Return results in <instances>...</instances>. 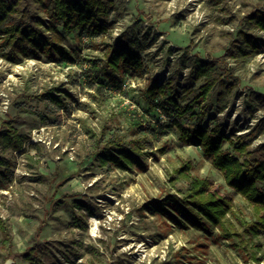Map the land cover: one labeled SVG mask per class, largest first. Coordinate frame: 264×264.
<instances>
[{
    "label": "rangeland",
    "instance_id": "obj_1",
    "mask_svg": "<svg viewBox=\"0 0 264 264\" xmlns=\"http://www.w3.org/2000/svg\"><path fill=\"white\" fill-rule=\"evenodd\" d=\"M113 1L104 34L75 33L62 43L73 52V63L42 58L12 64L0 57V119H13V127L27 137L19 152L0 146V156L14 164L11 184L0 191V217L12 233L14 253L35 248L44 264H264V230L250 239L256 258L251 259L218 229H195L183 216L179 226L175 217L144 210L147 202L181 197L197 178L207 179L211 191L231 202L233 215L227 218L236 227L255 220L251 204L225 183L198 141L182 142L173 114L148 105L142 94L148 81L174 79L168 97L184 105L202 84L191 75L195 58L217 60L239 84L223 110L217 92L209 97L210 119L203 125H221L232 139L247 134L264 116L247 103L253 91L264 95V33L243 19L264 11V0ZM239 31L255 38L257 51L226 57ZM121 36L137 43L147 74L126 75L112 87L101 74L95 78L92 63L100 65L105 44ZM47 92L62 103L35 97ZM133 121L140 126L131 130ZM180 124L192 130L195 122ZM115 135L126 144L138 138L150 145L139 156L141 167L122 171L100 165L96 152ZM261 143L264 135L250 150ZM223 148L229 149L226 141ZM185 164L191 166L187 175L176 174ZM58 199L62 203L52 206ZM92 218L98 224L94 234Z\"/></svg>",
    "mask_w": 264,
    "mask_h": 264
},
{
    "label": "trees",
    "instance_id": "obj_2",
    "mask_svg": "<svg viewBox=\"0 0 264 264\" xmlns=\"http://www.w3.org/2000/svg\"><path fill=\"white\" fill-rule=\"evenodd\" d=\"M114 10L113 0H0V57L12 64H17L22 59L42 58L51 62L73 63V52L62 43L75 33L80 37L86 35L91 38L104 34L107 29L106 19ZM243 20L247 27L264 33V11L255 10ZM255 42L254 37L239 31L237 38L232 39L225 56L236 59L251 55L257 51ZM135 47V41L126 40L122 36L105 44L102 63H92L95 78L101 74L100 80L118 87L126 75L143 77L147 74ZM191 75L195 80H201L202 84L198 87L197 94L186 104L182 105L180 101L168 97L173 91L176 82L174 79L165 83L148 81L142 91L145 102L152 107L162 108L167 115L173 114L180 140L186 144L193 139L198 141L203 156L222 173L225 183L251 204L255 220L239 221V227H236L227 218L228 214L233 215L231 202L211 191L207 179H192L181 197L166 196L147 202L143 208L151 215L166 214L175 217L174 222L179 226L185 221L193 228L205 232L218 229L221 236L234 240V246L245 252V256L256 259L249 243L250 239L264 230V143L252 150L250 146L258 136L264 135V116L247 134L234 139L226 137L221 125L210 129L208 125H203L206 119H210L209 97L217 92L219 109L223 110L239 82L236 78L227 76L217 60L200 62L195 58ZM99 84L104 85V82ZM35 97L50 100L57 106L62 103L61 98L51 92ZM165 102L169 103L168 109L164 107ZM247 103L252 112L264 110V95L253 91L249 94ZM181 119L193 120L194 128L185 129L180 124ZM13 122V119H0V146L4 150L19 152L27 137L18 133ZM139 126L138 121H133L131 130ZM231 136H235V133L232 132ZM224 141L228 143L229 149L223 148ZM147 144L138 138L126 144L122 137L115 135L98 149L97 159L102 167L122 171L141 167L139 156L143 149L150 146ZM13 168L11 161L0 156V191L11 184ZM190 168L185 164L176 169L175 173L186 176ZM62 201L55 200L51 205L55 206ZM181 216L184 221L178 219ZM0 236V263L19 257L29 264H44L35 248H27L20 254L14 253L12 233L1 217Z\"/></svg>",
    "mask_w": 264,
    "mask_h": 264
},
{
    "label": "bare ground",
    "instance_id": "obj_3",
    "mask_svg": "<svg viewBox=\"0 0 264 264\" xmlns=\"http://www.w3.org/2000/svg\"><path fill=\"white\" fill-rule=\"evenodd\" d=\"M97 225H98V224H97L96 219L92 218V219L90 220V227H91V233H92V234L95 233L96 228H97Z\"/></svg>",
    "mask_w": 264,
    "mask_h": 264
},
{
    "label": "water",
    "instance_id": "obj_4",
    "mask_svg": "<svg viewBox=\"0 0 264 264\" xmlns=\"http://www.w3.org/2000/svg\"><path fill=\"white\" fill-rule=\"evenodd\" d=\"M12 261L10 259L6 260L4 263H1V264H11Z\"/></svg>",
    "mask_w": 264,
    "mask_h": 264
},
{
    "label": "built area",
    "instance_id": "obj_5",
    "mask_svg": "<svg viewBox=\"0 0 264 264\" xmlns=\"http://www.w3.org/2000/svg\"><path fill=\"white\" fill-rule=\"evenodd\" d=\"M88 38V37H87Z\"/></svg>",
    "mask_w": 264,
    "mask_h": 264
}]
</instances>
